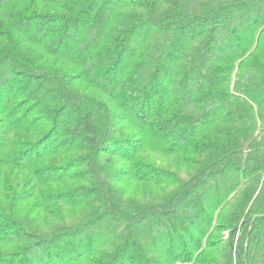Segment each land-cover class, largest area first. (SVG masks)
Segmentation results:
<instances>
[{"label":"trees","instance_id":"obj_1","mask_svg":"<svg viewBox=\"0 0 264 264\" xmlns=\"http://www.w3.org/2000/svg\"><path fill=\"white\" fill-rule=\"evenodd\" d=\"M0 264H264V0H0Z\"/></svg>","mask_w":264,"mask_h":264},{"label":"rangeland","instance_id":"obj_2","mask_svg":"<svg viewBox=\"0 0 264 264\" xmlns=\"http://www.w3.org/2000/svg\"><path fill=\"white\" fill-rule=\"evenodd\" d=\"M155 155V153L154 154H152V156H154ZM174 156L173 157H170V158H166L165 160H167V162H165V164H169L170 166H174V164H176L177 162H175V160H174ZM160 160H162V159H157V161H160ZM162 162V161H161ZM134 186H135V188L134 189H132L131 187L129 188H127V191H126V194H128V195H134L133 194V192H135L136 190H137V192H138V194H136V195H140L141 194V192L145 189V186H143V185H140V186H137V185H135L134 184Z\"/></svg>","mask_w":264,"mask_h":264}]
</instances>
